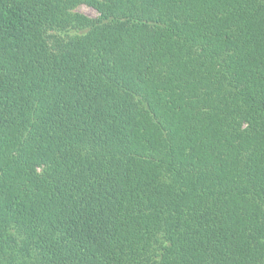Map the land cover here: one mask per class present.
<instances>
[{"label":"trees","instance_id":"trees-1","mask_svg":"<svg viewBox=\"0 0 264 264\" xmlns=\"http://www.w3.org/2000/svg\"><path fill=\"white\" fill-rule=\"evenodd\" d=\"M0 264H264V0H0Z\"/></svg>","mask_w":264,"mask_h":264},{"label":"rangeland","instance_id":"rangeland-1","mask_svg":"<svg viewBox=\"0 0 264 264\" xmlns=\"http://www.w3.org/2000/svg\"><path fill=\"white\" fill-rule=\"evenodd\" d=\"M76 11L82 12L90 17L98 16V12L95 8L87 5V4H80L75 8Z\"/></svg>","mask_w":264,"mask_h":264}]
</instances>
